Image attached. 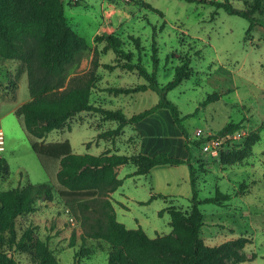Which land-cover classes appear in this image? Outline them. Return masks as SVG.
Listing matches in <instances>:
<instances>
[{
	"label": "rangeland",
	"instance_id": "374dc122",
	"mask_svg": "<svg viewBox=\"0 0 264 264\" xmlns=\"http://www.w3.org/2000/svg\"><path fill=\"white\" fill-rule=\"evenodd\" d=\"M144 1L161 12L143 5L142 0H63L69 25L90 45L67 66L66 81L72 78L78 83L92 78L95 88L91 102L104 108L122 109L129 116L154 105L159 94L153 89L133 93L108 90L111 86H133L147 81L137 70L124 68V60L113 49H107L105 41H96V35L113 32L120 36L124 49L134 52L133 61L140 59L149 71L154 70L155 41L160 58L158 81L162 85L173 79L175 67L188 56L193 73L171 89L168 97L186 116L183 124L190 137H214L228 122L242 123L234 133L210 138L200 147L191 144L200 198L214 196L217 188L231 194L222 203L205 202L200 207L207 217L246 210L244 219L241 214H235L236 222L248 223L235 238L245 235L252 242L239 249L249 259L237 264H264V24L247 33L248 19L209 3ZM231 1L237 7L245 6L244 0ZM134 37L141 39L140 47ZM214 92L220 98L204 105L208 95ZM29 99L25 63L0 56V129L5 142L0 156L10 165V171L0 178V191L32 182L51 185L55 194L53 200H39L34 212L17 218L18 236L33 227L38 236L48 239L61 264H109V243L88 235L101 215L99 207L95 208L96 202L84 212L70 209L60 195L64 189L57 179L60 161L46 158L43 163L31 141L70 140L77 153L101 154L110 147L119 154H133L137 149L128 142V134L120 135L116 142L99 137L101 130L117 125L116 121H104L100 112L76 114L64 128L42 138L30 135L22 117L15 113ZM196 129H199L197 135ZM177 146L174 143L171 150H178ZM135 169L131 163L119 169L124 182L113 194L123 198L127 205L116 203L118 219L123 218V211L132 217L131 224L144 216L152 237L171 232L169 212L159 214L163 205L169 204L167 201L159 199L152 206H142L130 200L129 197L144 198L148 194L147 183L141 184L146 181L144 175L128 176ZM203 228L202 235L211 245L227 240L233 233L222 224L214 230L206 225ZM218 230L219 234L214 236ZM73 233L75 244L70 245ZM85 248L90 251L86 252ZM13 255L20 264H35L28 252L16 251ZM228 264L235 263L230 259Z\"/></svg>",
	"mask_w": 264,
	"mask_h": 264
},
{
	"label": "trees",
	"instance_id": "16d2710c",
	"mask_svg": "<svg viewBox=\"0 0 264 264\" xmlns=\"http://www.w3.org/2000/svg\"><path fill=\"white\" fill-rule=\"evenodd\" d=\"M194 1L209 3L230 14L248 19L250 25L247 33L257 25L264 24V0H244L245 6L242 8L235 6L231 0ZM142 3L161 12L149 2L142 0ZM95 40L105 41V47L113 49L124 60V68L137 70L147 81L133 86H111L108 90L133 93L153 89L159 94L158 102L130 117L122 109L94 104L91 102L92 89L95 88L92 78L78 83H74L72 78L66 81L67 66L75 61L80 51L88 49L90 45L84 36L69 25L63 0H0V56L22 60L28 74L31 99L23 102L15 111L22 117L26 131L42 138L53 130L64 128L76 114L92 111L100 112L103 120L118 121L117 127L99 133L101 138L115 137L125 125L139 122L160 108H167L184 136L189 156L184 158L166 151L155 155L141 152L119 154L111 150L101 154L77 153L70 140L31 141L33 150L43 163L46 158L60 161L57 179L64 187L60 195L66 205L74 211L78 209L84 212L91 207L92 202H96L95 208L99 207L101 215L88 235L109 243V264H228L230 259L237 264L249 259L239 249L252 242L251 237L240 235L216 245L206 243L202 235L204 212L200 205L205 202L222 203L223 200L230 199L231 194L217 188L214 196L200 198L197 166L192 161L190 151L191 144L200 147L210 138L234 133L242 127V123L231 121L214 137L209 135L192 139L183 124L186 116L182 115L178 105L168 97L171 89L192 75L190 58L184 56L175 67L173 79L162 85L158 81L160 58L155 41L152 53L154 70L149 71L140 59L133 61L134 52L124 49L123 41L117 34H98ZM134 41L140 47L141 39L134 37ZM220 96L214 92L208 95L203 104L217 100ZM130 163L136 166V170L128 176L149 173L158 164L188 165L193 192L188 207L184 209L170 206L159 211V214H163L168 210L171 232L151 237L142 226L130 228L118 220L110 195L124 182V178L119 177V169ZM9 171L8 160L0 156V178ZM54 196L53 187L47 183L29 182L0 191V264H20L13 255L16 251L28 252L35 264H61L49 246L48 239L38 236L33 227L26 228L18 236L16 226L17 218L34 212L39 200L51 201ZM157 197L167 199L166 195L152 194L143 204H148ZM74 244L75 233L70 241V245ZM84 250L90 251L89 248Z\"/></svg>",
	"mask_w": 264,
	"mask_h": 264
},
{
	"label": "crops",
	"instance_id": "0c3cea01",
	"mask_svg": "<svg viewBox=\"0 0 264 264\" xmlns=\"http://www.w3.org/2000/svg\"><path fill=\"white\" fill-rule=\"evenodd\" d=\"M132 115L129 116L127 115V116L130 117ZM104 121H109V120H104ZM111 121H116V120H111ZM116 122H117L116 125L117 127L119 123L118 121ZM110 129L113 128L111 127ZM106 130L109 129H104V131ZM197 130L199 129L195 130L196 135L198 134ZM171 131L172 133H170ZM101 132H103V130H101ZM122 134H128V142H130V144H132L135 147V149H137L136 153L141 152L148 155H155L161 151H167L171 155L178 154V156L184 158H187L189 156V151L186 149L184 145V136L182 135L177 125L174 123L171 113L167 108H160L156 110L154 113L146 116L139 122L125 125L122 132L119 135L115 137L108 136L106 140L111 142H116V140H118L120 135ZM174 143L178 145L177 146L178 150L176 151L171 150ZM105 150H111L112 152L114 151L110 147L108 148L106 147ZM133 172H130L128 174H131ZM141 175H144L146 177V181L141 183L139 182L140 179H138V181H136V184L139 185L138 183H141L142 185H144L147 183L148 194L144 198L140 196L129 197L126 195L127 197L130 198V200H132L133 203H137L142 206L144 205L152 206L159 199H164L169 204L166 206L163 205L162 209H167L170 206H176L178 208H184V209L188 207L190 203V199L193 196V192H192V186L190 180V170L187 164H179V165L158 164L152 167L149 173L137 174L136 176H141ZM116 191L117 190H115L114 192ZM114 192L111 193L110 198L113 202L114 209L117 215L116 203H119L122 206H125L127 204L124 202L123 198L115 196L113 194ZM152 194H156V195L163 194L166 195L167 199L163 197H157L150 203L143 204V202L147 201ZM186 204L187 206H185ZM245 212L246 210H242L240 213L229 212L222 215L221 214L209 215L208 217L204 213V218H203L204 224L202 226V233H204L203 227L205 225L207 226V228L210 227V229L213 228L214 230V228L219 227V224H222L224 225L225 228H228L230 231L231 229L234 230L232 236H228V238H226L227 240L233 239L237 234L245 230L246 225L248 224L247 222L245 223L244 220L242 221V224L236 222L235 214L238 215L241 214V217L244 219ZM122 216L123 218L121 220L120 219L118 220L124 222L127 227L137 228L139 226H142V228L148 234L147 231L148 222L145 220L146 218H144V216H142L140 219H136L137 222L134 224H131L130 221H132V217L127 215L126 212L123 211ZM217 234H219V230L215 231L213 235L216 236ZM203 237L206 241V236Z\"/></svg>",
	"mask_w": 264,
	"mask_h": 264
},
{
	"label": "built area",
	"instance_id": "2783aa9c",
	"mask_svg": "<svg viewBox=\"0 0 264 264\" xmlns=\"http://www.w3.org/2000/svg\"><path fill=\"white\" fill-rule=\"evenodd\" d=\"M212 139H217V138H212ZM213 144H217V141L213 140ZM3 147H4V133H3L2 129H0V151L4 149ZM205 147L209 148L210 144L206 145Z\"/></svg>",
	"mask_w": 264,
	"mask_h": 264
},
{
	"label": "bare ground",
	"instance_id": "6f19581e",
	"mask_svg": "<svg viewBox=\"0 0 264 264\" xmlns=\"http://www.w3.org/2000/svg\"><path fill=\"white\" fill-rule=\"evenodd\" d=\"M3 131V130H2ZM3 148H5V142H4V147Z\"/></svg>",
	"mask_w": 264,
	"mask_h": 264
}]
</instances>
